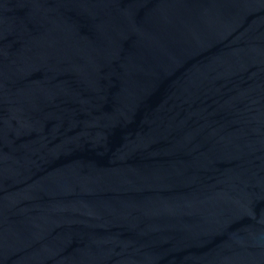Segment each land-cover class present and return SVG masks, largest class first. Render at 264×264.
Returning a JSON list of instances; mask_svg holds the SVG:
<instances>
[{
	"label": "water",
	"instance_id": "obj_1",
	"mask_svg": "<svg viewBox=\"0 0 264 264\" xmlns=\"http://www.w3.org/2000/svg\"><path fill=\"white\" fill-rule=\"evenodd\" d=\"M0 264H264V0H0Z\"/></svg>",
	"mask_w": 264,
	"mask_h": 264
}]
</instances>
